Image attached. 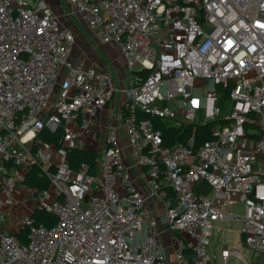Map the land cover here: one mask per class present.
<instances>
[{
    "label": "built area",
    "instance_id": "1",
    "mask_svg": "<svg viewBox=\"0 0 264 264\" xmlns=\"http://www.w3.org/2000/svg\"><path fill=\"white\" fill-rule=\"evenodd\" d=\"M68 1L120 48L127 82L71 59L76 35L49 0H0V264H167L164 229L177 264H212L213 229L227 220L242 221L264 264V0ZM121 91L105 145L88 141ZM155 120L215 123L200 146L194 136L169 146ZM75 148L100 154L96 173L72 166ZM35 165L45 189L25 184ZM38 209L57 223H37ZM236 254L248 264L228 246L223 264Z\"/></svg>",
    "mask_w": 264,
    "mask_h": 264
},
{
    "label": "trees",
    "instance_id": "2",
    "mask_svg": "<svg viewBox=\"0 0 264 264\" xmlns=\"http://www.w3.org/2000/svg\"><path fill=\"white\" fill-rule=\"evenodd\" d=\"M221 91L219 96L218 104L223 108L224 111L228 110V92ZM156 126L159 127L163 132L164 143L172 146L177 143H186L189 137L194 136L196 140V146H200L204 141L212 138L211 126L215 122L197 125L194 127L193 124L178 123L172 120H155ZM40 136L49 142L60 143L61 132H51L48 129H44ZM100 154L95 150L75 148L70 150L71 164L73 167H77L80 163L86 162L91 167V172L96 173L97 161L99 160ZM25 184L29 186H36L39 189H45L49 186V178L42 171L41 167L35 165L32 167L25 179ZM204 191L209 193L210 188L207 184L203 183L197 188V192ZM33 217L37 223L44 224L46 227H53L57 223V216L45 209H38ZM27 231L21 232V239L26 241L25 234ZM191 255V251L189 252ZM262 258H258L256 262L252 264H261ZM254 261V260H250Z\"/></svg>",
    "mask_w": 264,
    "mask_h": 264
},
{
    "label": "rangeland",
    "instance_id": "3",
    "mask_svg": "<svg viewBox=\"0 0 264 264\" xmlns=\"http://www.w3.org/2000/svg\"><path fill=\"white\" fill-rule=\"evenodd\" d=\"M86 34L88 36H91L95 42L97 41L94 35H90V33L88 32H86ZM85 44H86L85 35L83 33V35H80L76 38V47H74L73 55L71 59L79 56L78 53H76V51H78L81 48L83 49ZM89 53L92 56L96 57L99 61L104 63L103 64L104 67L112 72L115 80L117 79L115 76L117 77L119 76L117 71H119L121 68L124 69L125 67V65L123 64L124 58L121 54V50L115 44H103V46L97 50L94 49L89 50ZM116 81L118 82V79ZM118 86H120V88L122 87L121 81H119ZM118 94H122L121 96L124 97L122 91L119 92ZM108 117L109 116H106L105 120L103 121L101 128L102 131H107ZM98 141L100 144H102L101 138H99ZM230 209L232 210V212L236 214L244 213V207L242 204L232 206ZM240 225H241L240 221H233V220H227L225 222H219V223L216 222L215 227L213 229V236L209 244V253L212 257V264H223L221 258V249L224 244L229 245L230 248H233L237 252H239L246 259V261H248V264H252V262H256V261H250L251 252L249 251L245 243L242 241V237L239 232ZM167 231L163 232V236L167 235L168 233ZM229 264H245V262L243 258L239 257L236 254L230 257Z\"/></svg>",
    "mask_w": 264,
    "mask_h": 264
},
{
    "label": "crops",
    "instance_id": "4",
    "mask_svg": "<svg viewBox=\"0 0 264 264\" xmlns=\"http://www.w3.org/2000/svg\"><path fill=\"white\" fill-rule=\"evenodd\" d=\"M50 3L52 4L55 13L57 14L60 23L64 26V27H68L70 29H72L76 35V38L80 35H85V46L82 49H79L78 51H76V53H78V55L80 57H83L85 59H87L90 63H93L95 65H97L98 67L105 69L106 71L110 72L112 74L111 71H109L107 68L104 67V63L99 61L96 57L92 56L89 53V50L94 49L97 50L99 48H101L103 46V44H101L97 38V36H95L94 34H92L86 24V22L83 20V18L81 17V14L69 3L68 0H49ZM86 32L90 33V35H94V37H96L97 41L95 42L91 36H88L86 34ZM90 37V38H89ZM76 47V45H75ZM88 48V49H86ZM124 64V62H123ZM118 73V77L115 76L118 79V83L119 81H121L122 87L125 86L126 82H127V72L126 69L124 67L121 68L119 71H117ZM125 73V75H124ZM116 79V80H117ZM122 94H118L116 97V100L113 102H109L106 106V108L103 110V112L101 113L102 117L100 119V121L92 128L90 129L87 133H86V139L88 141H91V139H93V134H95V137H99L102 140V146L105 145V137L107 134V131L109 129V124H110V114H111V110L113 106H119L121 105V102L124 100L125 96L123 94L124 97L121 96ZM108 117V121H107V131H102V124L103 121L105 120V117ZM119 132L123 134V130L121 129V127L118 128ZM98 138V140H99ZM99 142V141H98ZM90 145V144H89ZM161 205H158V208H160ZM157 214L163 218V210L160 209L159 212H157ZM233 221H240V228H239V232L241 234L242 237V241H243V235L241 233V228H242V221L241 220H233ZM225 222V221H223ZM219 223V222H218ZM164 231H167L166 229H164ZM163 231V232H164ZM170 231V230H169ZM167 231V235L163 236V232L161 235L162 238V242L166 247V251H167V258H168V263L167 264H177L176 258H175V251H174V247H173V242L171 240L172 238V232ZM229 245L224 244L222 246V249L224 247H226ZM230 248V247H229ZM221 249V250H222ZM212 258V257H211Z\"/></svg>",
    "mask_w": 264,
    "mask_h": 264
}]
</instances>
